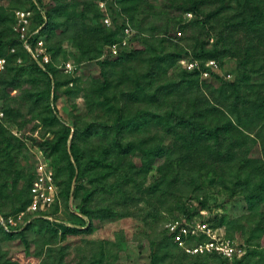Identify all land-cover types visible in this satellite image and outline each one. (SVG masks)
I'll return each instance as SVG.
<instances>
[{
    "label": "rangeland",
    "instance_id": "1",
    "mask_svg": "<svg viewBox=\"0 0 264 264\" xmlns=\"http://www.w3.org/2000/svg\"><path fill=\"white\" fill-rule=\"evenodd\" d=\"M193 1L105 9L100 0H43L52 21L39 38L54 84L17 43L16 11L28 0H0V50L17 51L0 74V215L21 229L34 183L56 192L49 220L2 242L11 258L151 264L156 251L158 264H264V0H200L197 10ZM73 16L84 27L77 36ZM210 56L219 67L209 76L187 67ZM74 143L83 165L68 199ZM120 143L133 147L117 154ZM108 146L113 170L102 176L89 163ZM77 215L83 228L64 232ZM197 217L249 257L186 252L173 231Z\"/></svg>",
    "mask_w": 264,
    "mask_h": 264
},
{
    "label": "built area",
    "instance_id": "2",
    "mask_svg": "<svg viewBox=\"0 0 264 264\" xmlns=\"http://www.w3.org/2000/svg\"><path fill=\"white\" fill-rule=\"evenodd\" d=\"M118 0H100L102 8L108 9L109 3H116ZM40 6V4H38ZM17 22L16 30L22 40L25 48L31 53L32 57L36 59L45 68L46 64L51 60V54L47 47L40 38L37 43H34V36L40 28L33 29L31 26L33 9H18L16 11ZM105 22L109 25L112 24V18L106 16ZM130 27H126V31H130ZM15 50V48H13ZM7 57H0V72L5 70L7 65ZM189 69H199L201 74L209 76L213 70L218 68V62L215 58L206 59L205 66H202L198 59L185 60ZM1 113V112H0ZM56 197V192L53 185L50 187L35 182L32 186V200L26 210H22L20 217L28 213V217L24 218V225L30 222L35 216L41 212H45L49 204H51ZM203 215L208 212L203 210ZM0 221L3 223L6 230H18L14 227L17 223L14 221L13 216L5 218L0 215ZM175 241L188 253H217L233 259L235 255L244 253L243 248L237 247L231 240L226 237L220 236L214 231L213 227L206 217L186 218L182 223L175 226L173 231ZM204 237L202 240L201 238Z\"/></svg>",
    "mask_w": 264,
    "mask_h": 264
},
{
    "label": "trees",
    "instance_id": "3",
    "mask_svg": "<svg viewBox=\"0 0 264 264\" xmlns=\"http://www.w3.org/2000/svg\"><path fill=\"white\" fill-rule=\"evenodd\" d=\"M119 2H121V0H118L116 3H111L112 5L114 6H117L119 5ZM194 10H197L199 7H198V3H200V0H194ZM28 6L29 8L33 9V15H32V22H31V26L33 29H37V28H40L39 31L35 34L34 36V43L36 44L38 39H39V35L40 33L48 28V27H51V21H52V12L50 9H45V3L43 2V0H28ZM40 4V6L38 5ZM140 4L139 0H136V2L133 4L134 7H138ZM62 8H64V6H62ZM137 9V8H136ZM257 16V14L254 16H251L250 18H247L245 21H248V23H253L254 22V18ZM71 16H68L67 20H69L71 23ZM73 20H74V27L73 28V32L71 31V34H74L75 36H77L78 31L80 29H82L83 27V24L81 22L78 21L77 18H75L73 16ZM16 22H17V16H16ZM84 28V27H83ZM70 33V32H69ZM84 37V36H83ZM17 43L19 42L20 45H21V48L27 53L29 54L31 57V53L25 48L22 40L20 39V36L17 32ZM16 43V40L13 42H11V45L10 47H12L13 45L12 44H15ZM17 51H13L12 53L10 54H6L3 50H0V57L2 56H5L7 57L8 61H7V65H6V68L5 70H3L1 73L5 72L9 66H10V62H12V59H14L15 57H17ZM33 58V57H32ZM208 58H215V57H201L200 59H203V60H206ZM33 60L35 61L37 67L43 71L44 73H46L48 76L52 77L51 79V83H56L55 82V79L53 77V73H54V67H53V59H52V56H51V60L49 63L46 64V67L44 68L40 62H38L36 59L33 58ZM191 72L195 73V74H201V71L199 69H191ZM49 77V78H50ZM52 85V84H51ZM183 121V120H182ZM181 121V122H182ZM180 122V123H181ZM68 139V134L65 136V140L67 141ZM189 139V138H188ZM119 147L121 149V151L119 149L116 148V153L119 154V153H122L123 152H126L127 150H130L133 146H130V145H123V144H119ZM111 150L112 148L111 147H105L98 155V157H93L92 158V161L89 163V166L91 168H94V169H97L99 166L102 167V172L100 173V175L104 176V175H107V174H110L112 173V170H113V161L112 159H110L111 157ZM163 149L160 148L159 152H162ZM148 155H151L152 154V151H148L147 152ZM73 156H74V159H73V162H71V166H72V169H71V175H70V180L68 181L67 183V186L65 187V190H64V194L66 196V198H70L71 196L74 195V192H75V183H73L74 179H75V175H76V171H77V168H81L82 165H83V158H82V154L80 153L79 151V147L74 143L73 144ZM116 168V167H115ZM146 172V170H143V172ZM148 171V170H147ZM164 175H166V173L164 172ZM79 178V176L77 177ZM129 176L128 175H125V179H128ZM168 180V177L167 176H164V181H167ZM89 199V197L87 198V200ZM31 200H32V193L30 195V198H29V201L25 204L24 207L20 208V210H25L26 207H28V205L31 203ZM82 212L86 215H89V209L87 207H83L82 208ZM49 215L50 213H47L46 211L45 212H41L40 214H38L37 216H35L30 222H28L24 227H22L21 229H18V230H5V227L3 225V223L0 221V229H4L5 232H7L6 234L2 233V231L0 230V264H23L17 260H14L13 258H11L9 256V249L6 248L2 242L3 241H6V240H9V239H13L14 238V235L16 234H19L21 233L22 231H26L28 228H30L34 223H35V220H39V219H42V220H49ZM191 215V214H190ZM4 216V215H3ZM78 219H75V221H73L74 225H69V224H63L62 227L64 229V232H73V231H77V230H81L83 227H79L82 226L83 224H86L85 220L83 219V217H81L80 215H77L76 216ZM90 222H88L87 224V227L90 226L89 224ZM173 239H174V236L172 235ZM175 240V239H174ZM27 242V241H26ZM176 242V241H175ZM177 244V242H176ZM185 250V249H184ZM187 252V251H186ZM197 254H202V253H197ZM209 254H212V253H209ZM214 255H218V254H214ZM250 255V252L247 251L246 253H244V255H235L234 258H248ZM218 256H221L223 258H226V259H230L226 256H223V255H218ZM233 258V259H234ZM158 261H159V254L154 251L153 252V256H152V261H151V264H158ZM238 264H241V261L238 262Z\"/></svg>",
    "mask_w": 264,
    "mask_h": 264
}]
</instances>
